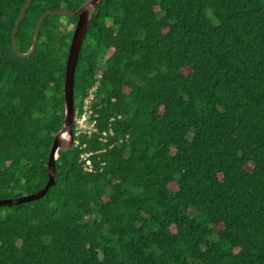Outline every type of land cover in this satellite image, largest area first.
<instances>
[{
  "label": "trees",
  "instance_id": "obj_1",
  "mask_svg": "<svg viewBox=\"0 0 264 264\" xmlns=\"http://www.w3.org/2000/svg\"><path fill=\"white\" fill-rule=\"evenodd\" d=\"M84 1L31 0L17 49ZM25 2L0 0V199L48 179L77 20L48 15L20 57ZM95 84V130L57 151L54 185L0 205V264H264V0H102L74 110Z\"/></svg>",
  "mask_w": 264,
  "mask_h": 264
},
{
  "label": "water",
  "instance_id": "obj_2",
  "mask_svg": "<svg viewBox=\"0 0 264 264\" xmlns=\"http://www.w3.org/2000/svg\"><path fill=\"white\" fill-rule=\"evenodd\" d=\"M102 0H85L77 9L70 11L67 9H58L52 11L46 10L39 17L32 36V41L29 49L26 52H21L17 49L16 45V32L31 0H26L20 14L18 15L11 34L12 49L16 55L20 57L30 56L36 48V42L38 39V33L43 20L50 14L64 15L68 17H76L73 32L71 35L68 53L65 64V80L63 85V100H64V119L62 128L55 134L53 142L50 147V152L47 160L48 179L45 185L36 192L25 194L19 197H9L0 199V205H13L22 202H29L37 200L44 196L48 189L55 183V160L58 156L57 151L59 149L67 150L73 145V120H74V75L75 68L78 62L79 52L89 28V22L92 16L96 13L97 6ZM64 135V139L62 136Z\"/></svg>",
  "mask_w": 264,
  "mask_h": 264
},
{
  "label": "built area",
  "instance_id": "obj_3",
  "mask_svg": "<svg viewBox=\"0 0 264 264\" xmlns=\"http://www.w3.org/2000/svg\"><path fill=\"white\" fill-rule=\"evenodd\" d=\"M97 84L93 85L83 99V105L81 111L74 110L73 120V135L78 134H90L95 130V114L93 113L90 104L95 99ZM88 154L81 155L82 158H86ZM84 169L91 171L92 166L89 160H86Z\"/></svg>",
  "mask_w": 264,
  "mask_h": 264
},
{
  "label": "rangeland",
  "instance_id": "obj_4",
  "mask_svg": "<svg viewBox=\"0 0 264 264\" xmlns=\"http://www.w3.org/2000/svg\"><path fill=\"white\" fill-rule=\"evenodd\" d=\"M68 27H69V28H71L72 26H71V25H69ZM109 53H110V51L108 52V54H109Z\"/></svg>",
  "mask_w": 264,
  "mask_h": 264
},
{
  "label": "bare ground",
  "instance_id": "obj_5",
  "mask_svg": "<svg viewBox=\"0 0 264 264\" xmlns=\"http://www.w3.org/2000/svg\"><path fill=\"white\" fill-rule=\"evenodd\" d=\"M62 138H63V139L65 138L64 135L62 136Z\"/></svg>",
  "mask_w": 264,
  "mask_h": 264
}]
</instances>
